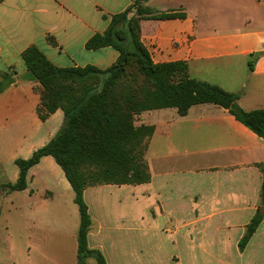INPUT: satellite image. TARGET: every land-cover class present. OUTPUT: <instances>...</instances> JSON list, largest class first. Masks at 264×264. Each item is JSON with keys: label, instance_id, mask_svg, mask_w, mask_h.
Here are the masks:
<instances>
[{"label": "crops", "instance_id": "obj_1", "mask_svg": "<svg viewBox=\"0 0 264 264\" xmlns=\"http://www.w3.org/2000/svg\"><path fill=\"white\" fill-rule=\"evenodd\" d=\"M136 1L0 3V82L11 80L0 94V257L14 264H79V207L55 160L44 157L29 171L26 190L5 188L19 178L15 161L31 158L65 121L61 110L45 122L39 118V84L22 53L35 46L56 67L106 70L119 52L87 50L86 44ZM147 5L185 14L140 22L141 43L153 63L184 62L191 79L239 95L244 111L264 110V0ZM135 125L155 129L146 155L151 180L85 190L92 221L88 248L106 264H264V218L239 247L252 220L264 215V138L213 104L193 106L184 117L174 108L144 112ZM6 166L16 169L8 175Z\"/></svg>", "mask_w": 264, "mask_h": 264}, {"label": "trees", "instance_id": "obj_2", "mask_svg": "<svg viewBox=\"0 0 264 264\" xmlns=\"http://www.w3.org/2000/svg\"><path fill=\"white\" fill-rule=\"evenodd\" d=\"M148 2L137 0L129 11L112 17L104 34H97L87 42V50L113 47L119 52L117 61L106 70L94 66L56 67L35 46L22 53L25 67L39 84L36 89L40 95L39 118L45 122L61 110L65 121L56 136L31 158L15 161L19 178L5 188L26 190L29 171L44 157L55 160L71 185L79 207V264H85L87 258L106 264L99 251L88 248L92 221L84 200L85 190L103 185L138 186L151 180L146 155L155 129L136 126V116L174 108L184 117L193 106L213 104L229 111L264 138V110L244 111L238 105L239 95L191 79L184 62L153 63L141 43L140 22L182 19L185 14L159 13L151 9ZM4 90L0 82V94ZM259 167L264 173V163ZM263 218L264 215H257L252 220L239 244L241 250Z\"/></svg>", "mask_w": 264, "mask_h": 264}, {"label": "rangeland", "instance_id": "obj_3", "mask_svg": "<svg viewBox=\"0 0 264 264\" xmlns=\"http://www.w3.org/2000/svg\"><path fill=\"white\" fill-rule=\"evenodd\" d=\"M125 26L126 25H124L123 28H125ZM121 27H122V24L118 26V28H121ZM10 82H11L10 78H8V76L7 77L5 76L4 77V81H3L4 87L8 86ZM16 140H17L16 141V143H17L18 140H19V135H17V134H16ZM3 142H4V140H3ZM2 146H3L2 147L3 149L6 148L5 147V143H2ZM15 148H17V147H15ZM13 169H16L15 166H12V167L6 166V170H7L8 175H11L12 174ZM4 210L5 209H3V215H1V217H0V238H1V235H2V231H4V225H3V219H2L3 216H4V213H5ZM60 230L62 231V229H60ZM70 230H71V227L69 226L68 227V230H66V232H69ZM94 263L96 264L95 260H94ZM0 264H14V262H13L12 259L7 258L6 256H4V257H0ZM86 264H93V263L88 260L86 262Z\"/></svg>", "mask_w": 264, "mask_h": 264}]
</instances>
